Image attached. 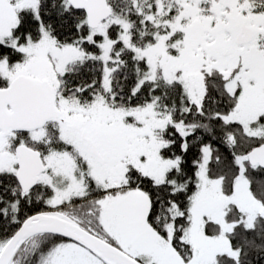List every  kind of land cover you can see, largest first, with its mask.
Masks as SVG:
<instances>
[{
  "label": "snow or ice",
  "instance_id": "6c2138e0",
  "mask_svg": "<svg viewBox=\"0 0 264 264\" xmlns=\"http://www.w3.org/2000/svg\"><path fill=\"white\" fill-rule=\"evenodd\" d=\"M0 264H264V0H0Z\"/></svg>",
  "mask_w": 264,
  "mask_h": 264
}]
</instances>
